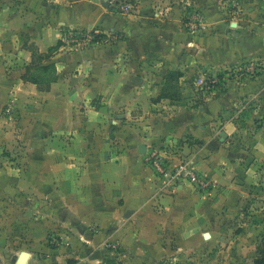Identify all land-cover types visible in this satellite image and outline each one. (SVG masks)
Listing matches in <instances>:
<instances>
[{
	"label": "crops",
	"instance_id": "0c3cea01",
	"mask_svg": "<svg viewBox=\"0 0 264 264\" xmlns=\"http://www.w3.org/2000/svg\"><path fill=\"white\" fill-rule=\"evenodd\" d=\"M263 2L137 0L127 16L106 9L104 0H0L1 263L16 264L23 252L26 264L174 263L185 260L178 247L199 214L217 220L221 208L231 214L234 207L242 215L248 198L254 208L264 200ZM190 7L204 21L197 33L185 24ZM70 30L92 32L94 40L67 49ZM48 65L56 81L41 91L26 78ZM246 66L263 72L224 79L221 94L197 110L177 111L159 99L172 71L190 85L195 77ZM139 95L155 99L154 110L169 108L151 115L153 127L147 120L131 125L129 112L114 115L124 118L112 137L123 154L103 159L108 145L100 137L107 129L93 120L106 109L84 116L82 107L71 106L103 96L115 109ZM69 116L79 119L76 172L60 140ZM186 135L195 145L178 149L174 139ZM151 145L210 178L207 207L195 204L188 184L165 187L145 163ZM217 196L220 206L211 200ZM55 234L57 245L49 242Z\"/></svg>",
	"mask_w": 264,
	"mask_h": 264
},
{
	"label": "rangeland",
	"instance_id": "374dc122",
	"mask_svg": "<svg viewBox=\"0 0 264 264\" xmlns=\"http://www.w3.org/2000/svg\"><path fill=\"white\" fill-rule=\"evenodd\" d=\"M229 9L233 8L229 7ZM70 31L71 32H67L65 34L64 39L70 34L77 35L78 37L85 36V34L79 35L77 31ZM86 35H91L92 39L94 40V35L92 34V32H89ZM66 48L69 49L68 47ZM75 49L76 48H72V50ZM261 69L262 68H258L256 66H246L238 69L233 68L230 71L217 75L206 74L203 77L206 81H208L209 88L199 86L198 83L200 79H198V77L193 78L190 85H185L184 83H182L181 77L175 82V100H171L169 102H171L170 104L175 107L173 109H176L177 111H182L183 109L197 110L199 107L207 104V99L218 97L219 94H221L224 88V79H232L239 77L240 75L247 77H259L263 72L262 70H264ZM32 73L38 74V69H36ZM74 80L75 78H73V81ZM213 81L215 83H213ZM136 86L138 85H134L133 87ZM154 86L149 85L148 90L153 91L155 89ZM72 88L73 87H71L70 90ZM163 88L164 86H162L161 91L163 90ZM134 92L135 91H133L132 95H134ZM102 98L103 96H99V98L96 97L94 100H90L81 104L78 103L71 107H76L77 112H79V106L82 107L84 116L87 115V109H91L92 113H97L100 110L106 109V112L104 111L103 114L94 117L93 121L95 124L98 123L100 127L103 125L107 129L106 134L100 137L101 140L107 139L106 144L108 145V149L102 155V158L107 160L111 158V154H115V156L119 158L123 154V151L114 144L117 140H114L115 138H112L115 137L117 124L113 125L114 130L108 127V121L110 119L114 120V115H120L129 112L132 119V121H130L131 125L133 124L137 126L138 122L147 120L149 126L153 127L155 126L153 125V121L155 120V118H152L151 115H155V113L158 112V109L166 111L165 109L169 108V104H165V108H157L156 110H154L152 104H157L155 99L152 98L145 101L143 97L140 98L139 95L136 97L131 96L132 101L128 105H118L115 109H112L113 103L110 101L103 102ZM69 118L67 132L60 135V140L65 144L69 154V160H71V162L73 163L69 164V167H72L71 169L76 172V165H74V162L75 158H79V146L77 145L79 144V132L76 131L77 129H79V119H77L76 116H74L73 119ZM97 120L99 122H97ZM123 121L124 118L118 119L117 123H122ZM80 124L83 125V122H81ZM99 133L103 134V130H101ZM119 137H122L121 140L125 139V135L123 133H120ZM163 143L165 144L168 142L164 140ZM193 143L195 145L194 140L191 139V137L188 135L182 137L181 139H174V144H176L178 149L179 146L181 147L184 144L189 146ZM106 144L104 143V146H106ZM197 144L200 145L201 143ZM155 146L156 145H151V147ZM104 164H106V162ZM238 177L239 176H237L236 178ZM237 180L238 182H240L239 179ZM72 188L73 190H76V184H72ZM246 191L249 192L250 189H247ZM191 193L194 195H191ZM189 195L191 198H193L194 201L196 200V205L199 204L201 205V207L205 208L209 204L210 198H208L207 193L192 189ZM211 200L212 202H215L220 206V204H222L223 198H221V196H217L216 198H212ZM253 200V198L247 199V203L243 207L242 215L236 214V210L233 206L231 214L223 211V209L221 208L217 212V220L214 216L212 217L206 215L205 213L199 214L198 217L200 218L197 227L187 230L188 236L185 238V240L182 239L180 241L182 245L178 247V249L181 250L180 253H182L185 257V260L183 259L174 263L167 261H156L152 264H254L255 259L258 257V249L264 243V200L261 199L259 204L255 203V208L251 205V202ZM206 233L211 234L213 237L210 240L204 239L203 236ZM57 237L59 236H52V238L49 239V242H53L54 245L59 244L61 240L57 239ZM188 255L192 256L188 257ZM0 264L3 263H1L0 261Z\"/></svg>",
	"mask_w": 264,
	"mask_h": 264
},
{
	"label": "built area",
	"instance_id": "2783aa9c",
	"mask_svg": "<svg viewBox=\"0 0 264 264\" xmlns=\"http://www.w3.org/2000/svg\"><path fill=\"white\" fill-rule=\"evenodd\" d=\"M110 8L122 15H133L137 10V0H108ZM203 18L190 7L186 11L185 24L193 33L203 29ZM93 42L91 35L78 37L70 34L64 39L65 46L72 49H84ZM213 83H215L213 81ZM199 86L209 88L208 81L200 79ZM146 163L154 170L166 188H177L179 185L188 184L199 192L209 193L213 188V182L202 175L189 161L174 163L169 155V150L164 146L150 147L146 155Z\"/></svg>",
	"mask_w": 264,
	"mask_h": 264
},
{
	"label": "trees",
	"instance_id": "16d2710c",
	"mask_svg": "<svg viewBox=\"0 0 264 264\" xmlns=\"http://www.w3.org/2000/svg\"><path fill=\"white\" fill-rule=\"evenodd\" d=\"M38 72V74L33 73L26 79H28L33 84L37 85L39 90L49 91L51 84L56 81L55 67L53 65L43 66L38 69ZM181 77L182 75L179 72L172 71L168 73L165 78L164 88L161 91L159 99L175 100V82ZM107 259H109L110 261H115V259L111 257H107ZM254 264H264V243L258 249V257L255 259Z\"/></svg>",
	"mask_w": 264,
	"mask_h": 264
},
{
	"label": "water",
	"instance_id": "95a60500",
	"mask_svg": "<svg viewBox=\"0 0 264 264\" xmlns=\"http://www.w3.org/2000/svg\"><path fill=\"white\" fill-rule=\"evenodd\" d=\"M104 1H105V3H104L103 6H104L106 9L112 10V9L110 8L109 4H108V0H104ZM122 118H123V117H116L115 120L111 122V125H116L117 120H118V119H122ZM222 136H223V135H222ZM140 153H141V154H145V153H146V147H145V145H141V146H140ZM203 237H204V239H206V240H210V239H211V234L206 233V234H204ZM28 257H29L28 253L23 252V253L21 254V256L19 257V259H18V261H17L16 264H26Z\"/></svg>",
	"mask_w": 264,
	"mask_h": 264
}]
</instances>
